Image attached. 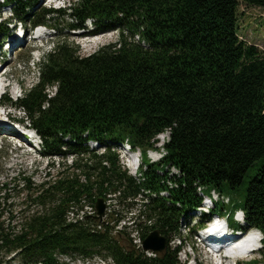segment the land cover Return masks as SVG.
Wrapping results in <instances>:
<instances>
[{"label": "trees", "instance_id": "1", "mask_svg": "<svg viewBox=\"0 0 264 264\" xmlns=\"http://www.w3.org/2000/svg\"><path fill=\"white\" fill-rule=\"evenodd\" d=\"M241 2L264 10V0H76L65 9L39 8V0L6 2L13 17L0 19V46L15 22L61 36L67 18L69 32L118 35L88 56L61 36L44 55L37 84L16 101L5 96L38 134L48 170L39 183L21 174L0 182V264L96 257L183 264L181 250L209 218L193 223L192 215L213 192L231 201L241 191L244 202L233 212L218 201L212 215L264 236V53L239 36ZM165 133L167 155L135 180L121 165L120 145L128 141L145 159ZM253 168L257 175L245 186ZM99 199L137 212L111 211L104 222L77 213L69 221L73 210ZM238 210L245 227L234 220ZM155 230L169 243L161 257L148 255L133 237L143 242Z\"/></svg>", "mask_w": 264, "mask_h": 264}, {"label": "rangeland", "instance_id": "2", "mask_svg": "<svg viewBox=\"0 0 264 264\" xmlns=\"http://www.w3.org/2000/svg\"><path fill=\"white\" fill-rule=\"evenodd\" d=\"M74 1L76 0H61L57 4V6L54 7L50 0H39V8H69V6ZM238 13L239 36L248 45H255L260 51L264 53V10L241 2ZM10 15L11 10L10 8L6 7L1 10L0 19L4 20L6 18H10ZM60 22L63 24L59 26V30L62 31L61 36H65V38L69 39V41L74 42L75 45L79 47L83 56L91 55L97 52L100 48L114 43L117 40V32H109L100 34L93 40L90 39L89 41L87 40V42H85L81 39V36L77 35L76 32H69L67 30V25L70 23L69 19L65 18ZM24 28L27 31L30 30V26ZM10 29H12V27H10ZM50 34L51 36L42 41L30 42V37L26 41L20 40L22 44L20 43L19 45L17 41V46L12 49L11 53L7 54L4 57L2 66L5 68L3 73L7 74V77L5 78L7 84H4L3 86H7L10 84V88L8 91L10 97L13 98L14 101L17 98V85H20L24 92L25 89H29L37 84L39 78V67L42 63L44 55L53 49V43L59 41L61 37L59 36V33H56L55 31H51ZM16 37L17 36L12 33L10 42L12 39L14 41ZM8 42L9 40L6 41V43ZM6 43H4V46H0V56L8 48V44ZM2 106H7V108L5 110V108L0 107V119L6 122L10 127H16V125L12 122L13 119H21L25 117V115L19 109L13 108L14 105L13 107H9L10 105L3 103ZM4 113H8L10 117L6 118ZM169 135L170 133H166L165 135L158 137L159 143L157 144V147L162 148L163 145L169 140ZM94 146L95 145H93V147ZM39 150L40 148L37 149V147L35 148L34 146L30 147L23 137L16 138L6 135L2 136L0 133V182L21 174L25 177H31L33 181L39 183L48 170V161L39 154ZM153 155L156 154L150 153L151 157H153ZM162 156L163 155L161 154L160 157ZM144 164L150 165V161L147 157L144 159ZM168 170L170 172L168 173L171 177L179 178L180 172L178 170L168 167L166 168L165 172H167ZM256 175V169H251L249 174L245 178V186H247V184L250 183ZM205 194L208 195V191H205ZM213 197L215 200H221V197L217 193H213ZM223 200L224 202L227 201V197H225ZM243 202L244 197L241 191L232 193V205L230 207H227L228 211L233 212L235 210L234 205H238ZM109 205L112 211H117L122 215L130 216L131 213L129 212H137V210L128 211L124 207H118L115 202H110ZM76 211L78 212V210ZM76 211H74V214L77 213ZM84 213H88L86 207L84 209ZM200 218H202V215H200L199 212L193 214V223L199 221ZM233 222L234 221L231 219V223ZM182 231L184 235L188 236L189 233L188 229L185 226V223L183 225ZM133 237L136 241L139 240V237L136 235V233L133 234ZM198 238L199 237L194 236L189 238L187 244L184 245V248L179 254L180 261L183 264H214L213 261L207 256V250H204L199 244ZM178 244L179 242L175 241L172 243V246L176 247ZM252 260H261V262L264 264V260H262L260 251L254 252L253 254L244 257L242 260H239L237 264H247ZM104 262L108 264V262ZM67 264L101 263L98 259H95L90 263H82L79 261L69 263V261H67Z\"/></svg>", "mask_w": 264, "mask_h": 264}, {"label": "bare ground", "instance_id": "3", "mask_svg": "<svg viewBox=\"0 0 264 264\" xmlns=\"http://www.w3.org/2000/svg\"><path fill=\"white\" fill-rule=\"evenodd\" d=\"M17 41H18V45H19L21 43L19 37L18 38L16 37V39L14 41H13V39L11 40V48H15L17 46ZM2 74H4V73L0 72V81H1L2 86H3L4 84H7L6 80H5V78L7 77V74H4V75H2ZM9 85L3 86V87H8ZM9 88H10V86H9ZM0 133L2 136L6 135V136H11V137H16V138L21 136L20 132L17 129L10 127L3 120L0 123ZM165 134H163V135H165ZM169 140H170V135H169ZM166 143H165V145H166ZM156 147H157V145H156ZM161 149H160V147H157V149L149 151L148 158L150 159L151 163L160 162L167 155L165 146H164V150H161ZM120 152H121V157H124V161H121V165H122L123 169L128 171V173L131 176H133L136 180L141 179L139 181V182H141L143 180V170H147V166L144 164V161H143L142 151L140 149H132L128 144H125V145L121 146ZM150 153H154L156 155H153V157H151ZM164 153H165V155H164ZM161 154L164 156L160 157ZM172 168H174V167H172ZM174 169H176V168H174ZM160 172L163 173L164 171H160ZM168 172H169V170L166 173H168ZM141 176H142V178H141ZM228 202L229 201L227 200L226 203H228ZM261 235L262 234L259 231H257V232L255 231L254 233L251 234V236L249 238L242 241L241 246H243L245 248V250H247V251H251V250H255L257 248H260L261 243L259 240H260ZM219 238H221V237H219ZM220 242L228 243V241H226L224 239Z\"/></svg>", "mask_w": 264, "mask_h": 264}, {"label": "water", "instance_id": "4", "mask_svg": "<svg viewBox=\"0 0 264 264\" xmlns=\"http://www.w3.org/2000/svg\"><path fill=\"white\" fill-rule=\"evenodd\" d=\"M97 216L96 220L103 221L106 217V204L103 199H99L96 203ZM168 239L163 236L160 230H155L150 233L143 241L142 249L145 252H151L156 256H164L168 250Z\"/></svg>", "mask_w": 264, "mask_h": 264}, {"label": "built area", "instance_id": "5", "mask_svg": "<svg viewBox=\"0 0 264 264\" xmlns=\"http://www.w3.org/2000/svg\"><path fill=\"white\" fill-rule=\"evenodd\" d=\"M121 161H124V157H121ZM110 201L108 202V209H107V211L108 212H110L111 211V207H110ZM86 210L88 211V213H87V215L88 216H94L95 214H96V209H95V207H93L92 205H87L86 206ZM74 211H76V210H73V212H71L70 213V216H69V221H72L73 220V218L77 215V213L76 214H74ZM77 212V211H76ZM85 213H84V211L83 212H80V215L82 216V218H83V215H84ZM82 218H81V220H82ZM137 244H140V240H138V241H135ZM96 259H98L99 260V262L101 263V264H106L104 261V259H102V258H96ZM104 260V261H103ZM106 262H108V264H114L113 263V261L112 260H109V261H106Z\"/></svg>", "mask_w": 264, "mask_h": 264}]
</instances>
